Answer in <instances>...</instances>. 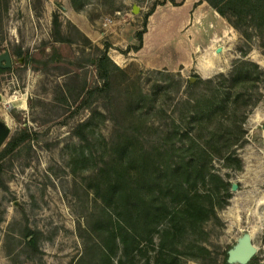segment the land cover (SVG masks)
Instances as JSON below:
<instances>
[{"label":"rangeland","instance_id":"rangeland-1","mask_svg":"<svg viewBox=\"0 0 264 264\" xmlns=\"http://www.w3.org/2000/svg\"><path fill=\"white\" fill-rule=\"evenodd\" d=\"M161 1L0 0V56L8 52L12 60L10 70L0 72V123L9 127L0 153L25 128L37 133L36 139L21 144L0 161V264H92L85 245L91 244L92 227L99 224L106 229L112 207L95 196L99 185L106 183L105 171L109 166L119 167L121 154L139 152L142 142L154 139L159 123L169 125L171 119L185 113L181 101L211 95L208 85L187 91L192 78L228 76L234 64L244 59L242 51L248 44L229 28L220 54L193 49L190 64L174 71L141 70L125 72L127 76L114 71L108 90L112 100L104 101V93L90 98L82 95L84 83L91 86L98 78L95 68L81 56L82 47L89 51L85 38L91 39L75 23L87 21L98 34L106 33L109 25L118 33L127 23L141 29L144 16ZM54 13L59 15L62 33L71 43L52 41ZM249 33L250 51L244 60L264 70V32L257 29ZM102 36V42L109 43V38ZM19 48L22 57L17 56ZM140 93L154 103H145L144 114L138 119L128 105ZM64 96L68 97L67 104ZM245 97H250L247 110L220 117L223 127L233 134L243 133V138L224 158L212 160L213 172L230 186L219 199L224 207L217 210L220 222L205 225L204 244L220 260L242 234L249 233L257 248V264H264V83H259L257 92H246ZM9 100L23 103L24 108L15 107ZM87 119L89 140L84 142L75 133ZM209 129L197 125L192 131L207 140ZM129 168L136 176V166L130 163ZM26 229L32 237H25ZM149 249L148 257H154L153 245ZM143 262L144 257H138L116 264Z\"/></svg>","mask_w":264,"mask_h":264},{"label":"trees","instance_id":"trees-1","mask_svg":"<svg viewBox=\"0 0 264 264\" xmlns=\"http://www.w3.org/2000/svg\"><path fill=\"white\" fill-rule=\"evenodd\" d=\"M204 1L246 40L247 49L242 51L245 59L252 39L249 30L264 32V0ZM170 2L176 5L174 0ZM51 37L54 43H71L70 38L62 33V23L56 13L52 15ZM85 40L89 51L82 47L81 56L87 65L95 68L99 82L91 86L84 83L80 93L86 98L104 93V101L112 100L108 90L113 72L127 75L108 56L111 45L107 41L103 42L101 49L92 45L89 39ZM138 40L142 41L141 33ZM17 56H23L21 48L17 49ZM244 59L234 64L228 76L218 74L204 80L196 75L194 84L188 82L187 91L208 85L211 95L194 101L188 98L181 101L185 113L171 119L169 125L159 123L154 139L142 142L139 152L121 154L119 167L112 169L109 166L105 171L106 183L103 187L99 185L95 196L112 207L106 229L99 224L92 227L91 244L85 245L92 264H116L122 259L133 261L138 257H144L141 264H227L226 252L217 260L214 252L204 244L207 235L205 225L211 221L220 222L217 210L224 207L219 199L230 186L213 172L212 160L215 157L224 158L243 138V133L233 134L228 127H223L220 117L223 114L235 116L247 110L250 97H245L246 92L251 89L257 92L259 83H264V70ZM9 70L0 67V72ZM86 98L81 101L83 108ZM261 98L260 93L258 100ZM62 100L68 103V97L64 96ZM150 102L154 103L140 93L138 98L130 99V113L141 119L144 104ZM87 125L88 119L78 125L75 133L84 142L89 140L85 133ZM197 125L210 126L207 140L193 134L192 130ZM113 132L117 136L118 130ZM232 137L233 141L229 142ZM36 138V132L25 128L0 153V161L21 144ZM231 157L230 154L227 159ZM130 163L137 168L136 176L130 174ZM26 231L25 237H32V232ZM152 245L154 257H148ZM257 263L256 257L249 262Z\"/></svg>","mask_w":264,"mask_h":264},{"label":"crops","instance_id":"crops-1","mask_svg":"<svg viewBox=\"0 0 264 264\" xmlns=\"http://www.w3.org/2000/svg\"><path fill=\"white\" fill-rule=\"evenodd\" d=\"M170 1L162 0L156 4L154 10L144 16L141 29L127 23L118 33L109 25L106 33L98 34L87 21L80 20L75 25L101 49L102 35H106L111 44L108 56L128 74L141 70L174 71L179 66L186 68L193 49H203L207 53L216 50L220 54L222 40L229 34V28L233 29L231 25L204 0H174L176 5ZM71 14L76 19V14ZM139 33L142 34L141 42Z\"/></svg>","mask_w":264,"mask_h":264},{"label":"water","instance_id":"water-1","mask_svg":"<svg viewBox=\"0 0 264 264\" xmlns=\"http://www.w3.org/2000/svg\"><path fill=\"white\" fill-rule=\"evenodd\" d=\"M137 7L135 6L133 11L136 13ZM218 53L220 50L218 49ZM4 62V65H1L4 69H9L12 64L11 57L9 53H4L0 56V63ZM22 63V61H20ZM195 79H191V82H194ZM9 134V127L0 123V148L3 145ZM236 189V185L232 184V190ZM251 234L244 233L239 237L236 243L226 252V263L227 264H249L252 258L255 257L257 253V248L252 244Z\"/></svg>","mask_w":264,"mask_h":264},{"label":"bare ground","instance_id":"bare-ground-1","mask_svg":"<svg viewBox=\"0 0 264 264\" xmlns=\"http://www.w3.org/2000/svg\"><path fill=\"white\" fill-rule=\"evenodd\" d=\"M14 98V97H13ZM10 101V100H9ZM10 103H12V105H14L15 107L18 108H24L23 103L20 105V103H18L17 101H10Z\"/></svg>","mask_w":264,"mask_h":264}]
</instances>
